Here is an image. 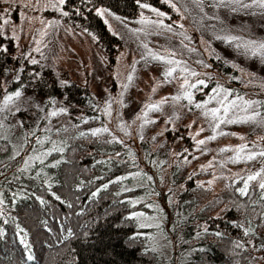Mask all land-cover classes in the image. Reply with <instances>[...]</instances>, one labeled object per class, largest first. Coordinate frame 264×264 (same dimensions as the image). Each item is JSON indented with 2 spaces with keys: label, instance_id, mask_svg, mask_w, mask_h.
<instances>
[{
  "label": "trees",
  "instance_id": "obj_1",
  "mask_svg": "<svg viewBox=\"0 0 264 264\" xmlns=\"http://www.w3.org/2000/svg\"><path fill=\"white\" fill-rule=\"evenodd\" d=\"M144 3L169 8L164 0H140L139 4L137 0H65L62 7L68 13L66 19L93 34L111 67L121 40L106 27L95 8L101 5L114 16L134 19ZM231 4L223 5L237 12L244 9L240 4L230 8ZM209 21L210 30L216 31L214 21L220 20ZM220 22L225 32L219 35L234 45L232 37L240 38L241 33L232 36V22L226 21V29ZM243 22L253 34L258 21ZM257 29L252 38L259 44L264 41V24ZM158 46L159 50L162 44ZM222 46L214 50L219 61L213 60L212 65L181 48L165 57L179 61V67L149 55L163 80L175 79L174 89L163 105L155 102L159 109L147 110L146 104L132 119H121L126 106L123 101L115 103L116 115L111 112V118H106L104 95L69 78H59L60 74L30 59L24 48L17 51L10 37L0 36V107L4 95L19 91L21 96H30V103L18 106L20 111L15 108L11 119L8 108L0 112V197L4 199L0 206L4 209L0 216V264H264V189L259 188L260 177L248 182L245 193L239 191L245 187L247 175L264 169V157L238 160L244 165L242 171L215 187L206 183L211 169L193 160V153L200 151L194 141H208L215 135L219 139L232 126L251 125L247 120L215 127L220 120L242 121L253 112L260 115L264 111V91L242 85L243 79L225 61L231 58ZM253 52L264 60V49L250 48L248 53ZM169 67L177 70L172 77H165ZM184 67L197 75L183 73L180 69ZM251 72L254 81L264 83V74ZM185 76L195 88H181ZM198 80L205 83L198 84ZM221 87L227 90L226 103L237 97L258 103L242 110L243 101L238 100L240 107L225 114L219 103L225 92L213 91ZM124 88L112 86L106 95L122 96ZM185 90L191 92V101L172 99ZM205 102V108L195 107ZM61 108L67 111L59 112ZM213 108L221 109L219 119L204 114ZM164 110L172 118L187 112L200 115L205 134L195 139L186 125L164 126L167 119L159 115ZM52 111L58 115L50 116ZM103 127L108 131L91 135L92 129ZM244 145L245 152L264 150V140ZM54 147L63 151L42 155ZM36 156H41L43 163L29 161ZM25 161H29L27 168ZM229 161L234 163L232 157ZM167 243L170 253L162 260L157 247Z\"/></svg>",
  "mask_w": 264,
  "mask_h": 264
},
{
  "label": "rangeland",
  "instance_id": "obj_2",
  "mask_svg": "<svg viewBox=\"0 0 264 264\" xmlns=\"http://www.w3.org/2000/svg\"><path fill=\"white\" fill-rule=\"evenodd\" d=\"M164 1L169 8L158 9L165 13L164 16H158L151 11L153 7L139 6L137 17L134 19L114 16L101 5L95 8L96 13L97 9L104 11L102 16L97 14L106 27L116 33L121 40V47L115 54V62L112 66L110 65L111 67L106 63L104 53L97 45L93 34L64 17L65 11L59 0H0V36L10 37L16 44L17 51H22L24 48V53L29 54L30 59L38 60L49 67L53 73L60 74L59 78L62 77L64 80L69 78L89 87L96 94L104 95L106 101L113 102L110 115L106 111L108 104L103 109L106 118H111V112L116 115L114 106L120 101L126 104L123 113L119 115L120 118L132 119L137 115L140 106L155 104V102L163 105L161 101L169 98L174 89L175 79L163 80L159 76L158 68L150 63V53L152 56L162 55L168 58L167 56L181 48L186 54L197 58L202 57L206 64L212 65L213 60H216L215 63L219 61L215 57L214 50L223 45V52L229 54L231 58L225 61L243 79L242 85L249 87L250 90L258 86L264 91V83L254 81L251 72L252 70L264 74V60L257 55L259 53L255 55L248 53L250 51L248 44L255 39L252 37L258 30L257 26L264 24V8L262 15L260 7L256 5L237 12L220 4L219 0ZM250 1L241 0V3H250ZM238 5L239 3H232L230 8ZM142 16L149 20H163L164 24H170L172 29L169 31L165 27L141 23ZM212 18L222 21L224 29L228 22H232V36L235 32L241 33L240 38L232 39L234 45L225 43L221 38L225 31H222L223 26L220 21L219 23L214 21L218 26L216 31L210 30L209 20ZM244 19H250L251 23L258 21L255 23L253 34H249L253 31L247 24L245 25ZM245 36L249 39L248 41L244 40ZM192 39L195 40L194 43ZM144 42L149 46L147 47ZM159 44H162V47L158 50ZM153 46L155 48L152 50ZM215 63L214 66H216ZM129 76L132 77L131 80L128 79ZM112 86H115V89L117 86H126L122 96L108 95L107 97L106 89ZM29 103L28 94L14 99V102L9 105L11 109V112L8 110L9 119L12 118L11 114L15 108ZM159 115L167 119L164 126L186 125L195 139L203 137L206 132L204 120L194 112L172 118L168 117L164 110ZM249 122L250 126L246 127L243 124L232 126L225 136L213 141H205L203 145L199 146L194 141L196 150L200 151L193 153V160L196 164L205 165L212 171L206 183L214 187L220 186L228 177L239 174L244 165H239L238 161L233 159L232 161L236 164L229 161L230 157L233 158V154L234 157L237 155L235 149L245 143H259L264 140V111L254 120H248L247 124ZM120 125L123 124L120 123ZM215 137L219 136L215 135ZM222 148H228L229 151L221 152ZM150 222L153 221L150 220ZM158 240L159 238L156 242ZM166 245L157 247L162 260L170 253L169 244Z\"/></svg>",
  "mask_w": 264,
  "mask_h": 264
},
{
  "label": "snow or ice",
  "instance_id": "obj_3",
  "mask_svg": "<svg viewBox=\"0 0 264 264\" xmlns=\"http://www.w3.org/2000/svg\"><path fill=\"white\" fill-rule=\"evenodd\" d=\"M139 2H140V0H137L138 4H139ZM226 2L227 3H233V4L239 3L241 5V7H243V8H250L253 5H256V6L260 7V8H264V0H251V4L241 3V0H219L220 4H225ZM59 3L60 4H64L65 0H59ZM140 7H142V8H150L151 6L149 4H147V3H144V4H140ZM173 7H174V5H173ZM151 11L155 12L158 16H164L165 15V13L160 12L158 9H156L154 7L151 8ZM233 11H235V9H233ZM97 13L102 16L104 14V11L100 10V9H97ZM67 14H68L67 12L64 13V15H67ZM140 22L141 23H151L153 25L165 27L169 31H171V29H172V26L170 24L169 25H165L163 20H149L148 18L142 16ZM5 23H7V21H5ZM232 39H237V38L236 37H232ZM248 46L250 48L264 49V42H260L259 44H257L255 41H250ZM37 51H39V49H37ZM253 54H255V52H253ZM150 55H152V54L150 53ZM152 58L156 59V60H160V61H165L168 64H175V65H177V67H179V65H180L179 61H176L174 59H167L166 60V58L164 56H161V55H153ZM32 63L35 64V63H37V61L33 60ZM176 70H177L176 67L167 68V70L164 72L165 77H172L173 73L176 72ZM180 70L183 73H188V75H190V76H196L197 75V73L194 72V71L190 72L187 67L181 68ZM128 79L131 80L132 77L129 76ZM196 83L203 85L205 82H204V80H198ZM185 86H187V88H195L196 84H190L189 80H188V77L185 76L184 83L181 85V88L183 89V88H185ZM153 90H155V89H153ZM213 91L214 92H218V91L225 92L224 97L219 101V103L221 104V107H223V109H224L225 114H227L230 110H232L234 108H239L240 107L237 104L238 100L239 101H243L244 108L242 110H247L248 108H250L253 105L258 103L257 101L244 100L243 97H237L236 100L228 101L226 103V101H227V90L222 89V87H221L219 90L218 89H213ZM20 96H21V92H19V91H16V92H14L12 94H9V95H5L4 98H3V102H2L3 107H0V112H3L4 109H6V108H8L9 112H11V109L9 108V105L14 102V99L19 98ZM182 97L188 99L189 101L192 100L191 92H189L187 90H185L182 93V95L172 97V99L173 100H179ZM213 98L215 99V97H213ZM163 102H166V101H161V103H163ZM206 103L207 102H205L204 104L197 103L195 105V107H197V108H205L206 107ZM106 104H108V109H106V111L110 115L111 102L106 101ZM159 107H160V104H149V105H146L147 110H157V109H159ZM16 111H20V109L17 107ZM66 111H67V109H65V108L59 109V112H66ZM220 111H221L220 108H213V109L207 110L204 114L205 115L211 114L213 119H219L218 114L220 113ZM49 115L50 116H56V115H58V112L57 111H52L51 113H49ZM142 115L146 116L147 112H144ZM257 115H259L258 112H253L252 116L245 117V118H243L242 121H236V120H232V119L220 120L219 123H217L215 125V127L218 128L220 123H236V122H246L247 120H254ZM149 122L150 121L145 120V123H149ZM0 127H3L2 120H0ZM107 131H108V128H106V127L98 128V129H92L91 130V135L92 136H97L99 133L107 132ZM32 135H35V133L33 132ZM80 135L83 136V135H85V133H80ZM207 139L214 140V139H216V137L215 136H209ZM37 142L43 144L44 141L38 140ZM204 143H205L204 140H198L197 141L198 145H203ZM246 148H247V145H241L237 149H235L237 155L235 157H233L232 159L236 160V161H238V160L252 161V160L257 159V157H264V150H261L259 152H256V151L245 152ZM52 151H61L62 152L63 148L62 147L61 148H55L54 147L53 149H51L49 151L43 152L42 155L43 156L51 155ZM220 151L221 152H225V151H229V149L228 148H222V149H220ZM241 153H243V155H241ZM32 159L41 160V163H43V160L41 159V156H36L34 158L30 157L29 161H31ZM29 161H25V167L26 168L29 165ZM57 163H59V161H57ZM257 177H260L259 188L260 189H264V169H262L260 172H255L253 174L247 175V177H246V179L244 181L245 187L240 188L239 191L241 193H245L247 191L248 182L257 180ZM119 179H124V178L121 177ZM149 179H150V177H149ZM105 187H107V185H105ZM57 199H59V197H57ZM41 203H44V201L41 200ZM3 205H4V199L2 197H0V206H3ZM3 215H4V209H3V207H0V216H3ZM133 215H141V214L134 213ZM141 226L145 227V226H148V225H141ZM249 231H251V229H249ZM217 235H219V233H217ZM237 246L241 247L242 245H237ZM28 259L31 260V259H33V257L29 256Z\"/></svg>",
  "mask_w": 264,
  "mask_h": 264
}]
</instances>
